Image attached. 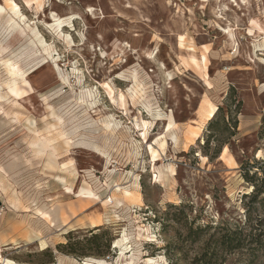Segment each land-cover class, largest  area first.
Here are the masks:
<instances>
[{
	"label": "rangeland",
	"instance_id": "rangeland-1",
	"mask_svg": "<svg viewBox=\"0 0 264 264\" xmlns=\"http://www.w3.org/2000/svg\"><path fill=\"white\" fill-rule=\"evenodd\" d=\"M14 1L18 15L0 0V264H264L244 240L264 233V0ZM7 61L28 75L18 96ZM225 228L240 251L219 247Z\"/></svg>",
	"mask_w": 264,
	"mask_h": 264
},
{
	"label": "bare ground",
	"instance_id": "bare-ground-1",
	"mask_svg": "<svg viewBox=\"0 0 264 264\" xmlns=\"http://www.w3.org/2000/svg\"><path fill=\"white\" fill-rule=\"evenodd\" d=\"M5 1V4H6V8L8 9V10H10V11H12L13 13H16L17 15L19 14L18 12H19V7H18V5L16 4V2L14 1V0H4ZM52 17V16H51ZM22 20V19H21ZM54 21H55V27H57V28H65V26L63 25V23H64V21L63 20H61L60 18H58L57 16H54ZM66 23V22H65ZM19 25V24H18ZM17 25V26H18ZM55 29V28H54ZM59 31V30H58ZM57 31V32H58ZM61 31H63V30H61ZM40 41V43L42 44V45H46L43 41H41V40H39ZM180 46H182L183 48H185V38L183 37V36H181L180 37ZM50 46H48V48H49ZM51 48V47H50ZM53 50V49H52ZM45 51L47 52V54L49 55V57H52V52L51 51H49L48 49H45ZM190 51H193V53H195V49L194 48H190ZM191 60L194 62V63H198V61H197V59L193 56V57H191ZM201 62L203 63V65H204V70H206L207 71V69H208V60H207V58L205 57V56H203V58H202V60H201ZM5 64V66H6V69L5 70H7V72H8V74L11 76V81H10V83H5L6 85H7V87L8 88H10L11 89V92L12 93H14L15 95H20L19 93H18V82L19 81H22V82H24V83H29V82H27V77H28V75H27V72L26 71H24V69L23 68H21L18 64H16V63H13L12 61H7V62H5L4 63ZM195 65V64H194ZM6 72V73H7ZM9 82V81H8ZM66 83V82H65ZM106 85V84H105ZM211 85V84H210ZM1 86V85H0ZM104 87H107V85L106 86H104ZM108 90H109V92H110V95H112V90L110 89V87L108 86ZM137 93H138V91H137ZM132 94H134V93H132ZM136 94V93H135ZM141 94V93H140ZM139 94V95H140ZM121 95V94H120ZM20 97V96H19ZM135 97V96H134ZM0 98H1V95H0ZM122 98H124V96H122ZM120 99V98H119ZM217 111H218V107L217 106H215V105H211L210 106V108H209V110L207 111V119L208 120H212L214 117H215V115H216V113H217ZM160 117V116H159ZM159 117H157V119L159 118ZM61 123V122H60ZM145 123V122H144ZM104 124V126L108 129V130H111V131H114V129H112L111 128V122L109 121V122H104L103 123ZM147 124V123H146ZM175 123H171L170 125H169V130H171L173 127H175ZM172 127V128H171ZM146 128V127H145ZM171 128V129H170ZM198 131H200V129H198ZM168 132V131H167ZM169 134V133H168ZM188 135H190L191 137H192V139H197L198 140V138H199V134H198V132L197 131H193V129L189 132V134ZM172 138H173V140L175 141V144L177 145L178 144V138L176 137V135H172ZM39 141H41V140H39ZM38 141L36 140V143H37ZM69 142V141H68ZM35 143V144H36ZM159 146H160V149H162V150H164L165 149V147H166V141H161V143H159ZM150 150H151V153H152V158H153V160L154 161H156V158H157V155H158V152L156 151V150H154L152 147H150ZM227 150V149H226ZM225 151V150H224ZM43 153V152H42ZM44 155V154H43ZM233 159V158H232ZM171 170V173L173 174V176L174 175H176V170H175V168H171L170 169ZM158 176H160V175H158ZM157 179H158V177H157ZM120 192H121V190H119ZM83 194L84 193H87V194H89V195H93V192L91 191V190H89V189H84L83 190V192H82ZM119 195V194H118ZM120 195L122 196V198H123V200H127V201H131V202H134V201H137V200H139V198H138V196H137V194L135 193V192H132V191H127V190H124L122 193H120ZM114 198H115V196H114ZM115 204L116 205H120L122 202L120 201V200H118V198H115ZM94 228H96L97 227V225H94L93 226ZM126 241V239L125 238H123L122 239V241H120V242H117L116 244H117V246L116 247H119V246H121L122 248L124 247V242ZM45 248V247H44ZM127 250V248H124V249H121V254L122 255H125L124 254V252ZM145 262H146V264H159L158 263V261H156L155 259H153V258H148L147 260H145ZM3 264H16L15 262H13V261H10V260H4V263ZM84 264H105V262L104 261H99V260H94V259H87V260H85L84 261ZM127 264H134V261L133 260H131L130 262H128Z\"/></svg>",
	"mask_w": 264,
	"mask_h": 264
},
{
	"label": "trees",
	"instance_id": "trees-1",
	"mask_svg": "<svg viewBox=\"0 0 264 264\" xmlns=\"http://www.w3.org/2000/svg\"><path fill=\"white\" fill-rule=\"evenodd\" d=\"M242 105L241 101H238L237 105L235 106V110H234V114H235V118L234 119H229V122H227L225 124V129H229V132L231 133L232 136H235L238 134L237 130H238V126H239V120L236 117L239 113H240V107ZM223 108H218V111L214 117V119L217 117V115L220 113V111ZM229 112H230V108H229ZM233 114V113H232ZM213 119V120H214ZM225 119V118H224ZM211 120V121H213ZM210 128H212L213 131H217L214 130L215 128V122L209 125ZM261 133H264V119H263V123H262V128H261ZM257 173L255 172L254 174H250V171L245 172L244 173V177L247 180V182L249 183H254V179H255V175ZM264 194V180L262 181V187L260 188V190L257 191V189L255 188L253 190V194L255 196H257V194ZM250 224L252 223L251 218L249 219ZM257 222V226H254V224L252 225L253 228L257 227V229H261V227H264V219L262 220H256ZM227 230V234H223L224 236L221 238V242L219 243V247L228 252H234V250L236 251H240L241 248L243 247V240L242 239H237L239 236L244 235V232L242 229H236V230H229L227 228H225ZM95 238L97 239V235L95 236ZM244 240H249V243L251 244H257L260 245L263 249H264V233L257 235L256 237L252 236V235H245V239ZM107 249H110V245H108ZM205 264H212V260L211 259H207L205 260Z\"/></svg>",
	"mask_w": 264,
	"mask_h": 264
}]
</instances>
